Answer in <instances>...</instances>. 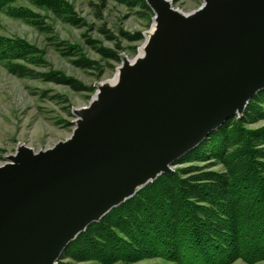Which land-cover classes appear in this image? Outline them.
I'll return each instance as SVG.
<instances>
[{"label":"water","instance_id":"95a60500","mask_svg":"<svg viewBox=\"0 0 264 264\" xmlns=\"http://www.w3.org/2000/svg\"><path fill=\"white\" fill-rule=\"evenodd\" d=\"M146 2L163 38L151 62L131 67L125 57L123 91L99 85L102 105L76 110L65 141L5 157L0 264H58L91 224L173 171L264 90V0H204L190 13L173 0Z\"/></svg>","mask_w":264,"mask_h":264},{"label":"trees","instance_id":"16d2710c","mask_svg":"<svg viewBox=\"0 0 264 264\" xmlns=\"http://www.w3.org/2000/svg\"><path fill=\"white\" fill-rule=\"evenodd\" d=\"M15 1L0 0V13L28 18L26 10L12 6ZM110 1L98 0L96 6L106 8ZM113 1L138 8L150 20L153 16L146 0ZM33 2L53 6L49 0ZM102 31L116 39L104 28ZM120 33L130 42L144 40L142 32ZM16 45L20 44L0 42V53L28 61L22 52L17 53L22 45ZM10 47L13 49L8 50ZM96 47L105 59L121 61L120 45L117 50ZM74 63L82 69L101 67L88 59ZM9 70L20 77L65 84L78 92L94 91L73 78L36 72L20 62L10 63ZM263 120L264 90L249 102L242 117L228 119L200 146L177 160L173 171L91 224L70 243L58 264H132L150 258H162L165 264L264 261V124L253 127ZM218 166L222 168H214Z\"/></svg>","mask_w":264,"mask_h":264},{"label":"rangeland","instance_id":"374dc122","mask_svg":"<svg viewBox=\"0 0 264 264\" xmlns=\"http://www.w3.org/2000/svg\"><path fill=\"white\" fill-rule=\"evenodd\" d=\"M51 1L53 8L37 5L33 0L15 1L12 6L26 10L30 14L28 18L0 13V42L22 45H16L22 51L15 52H22L28 60H17L4 52L0 53V166L8 161L6 156L16 154L21 146L38 153L71 137L78 118L75 111L90 104L98 86L115 76L125 57H136L153 23L152 10L150 20L138 8L132 9L113 0L101 9L96 6L98 0ZM203 1L173 0V4L190 13L198 9ZM102 28L116 39H109ZM120 31L131 34L142 32L144 40L130 42L124 39ZM117 44L122 47L119 50L120 62L105 59L96 47L117 50ZM12 49L10 47L8 50ZM79 59L93 60L101 67L79 68L74 63ZM14 62L25 64L36 72L73 78L94 91L78 92L65 84L20 77L9 70V64ZM263 124L264 120L253 127ZM176 167L174 165L173 168ZM165 263L162 258H150L132 264ZM71 264L99 263L71 261ZM233 264L248 263L240 259ZM257 264H264V261Z\"/></svg>","mask_w":264,"mask_h":264},{"label":"bare ground","instance_id":"6f19581e","mask_svg":"<svg viewBox=\"0 0 264 264\" xmlns=\"http://www.w3.org/2000/svg\"><path fill=\"white\" fill-rule=\"evenodd\" d=\"M205 8H206V5L202 7L201 9H199L197 12L193 13L192 15L187 16L186 20H194L197 17L198 13L202 12V10H204ZM158 26H160V21L158 22V19H156L153 21L151 25L150 34L147 36L146 41L139 48V52L136 55V57L133 60H131L132 61L131 67L142 65L144 61L145 63H148V64L151 62L153 58V53L151 51H153L154 48H156L158 45L163 43V38L160 35V29L158 30ZM152 39H153V44L151 45ZM154 42H156L157 44H154ZM107 83L109 84L110 88L116 91H118L121 88V86H122L121 91H123L124 89L120 71H118L113 78L109 79ZM100 98L101 96H99V93L97 92L92 98V103L100 107L102 105ZM86 107L88 108L89 105Z\"/></svg>","mask_w":264,"mask_h":264}]
</instances>
